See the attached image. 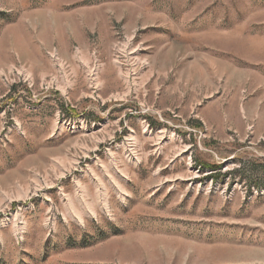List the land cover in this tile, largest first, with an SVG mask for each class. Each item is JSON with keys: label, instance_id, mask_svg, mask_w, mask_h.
I'll list each match as a JSON object with an SVG mask.
<instances>
[{"label": "rangeland", "instance_id": "rangeland-1", "mask_svg": "<svg viewBox=\"0 0 264 264\" xmlns=\"http://www.w3.org/2000/svg\"><path fill=\"white\" fill-rule=\"evenodd\" d=\"M0 264H264V0H0Z\"/></svg>", "mask_w": 264, "mask_h": 264}]
</instances>
